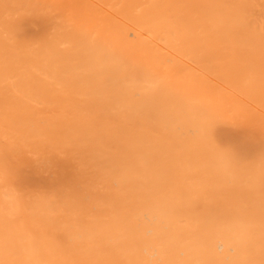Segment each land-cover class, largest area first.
<instances>
[{
	"label": "bare ground",
	"instance_id": "bare-ground-1",
	"mask_svg": "<svg viewBox=\"0 0 264 264\" xmlns=\"http://www.w3.org/2000/svg\"><path fill=\"white\" fill-rule=\"evenodd\" d=\"M0 264H264V0H0Z\"/></svg>",
	"mask_w": 264,
	"mask_h": 264
}]
</instances>
